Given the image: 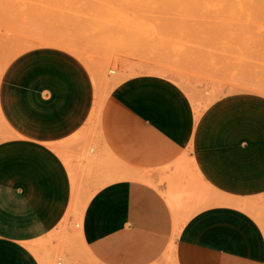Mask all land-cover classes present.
<instances>
[{"label": "crops", "instance_id": "obj_1", "mask_svg": "<svg viewBox=\"0 0 264 264\" xmlns=\"http://www.w3.org/2000/svg\"><path fill=\"white\" fill-rule=\"evenodd\" d=\"M0 113V264H52L75 222L73 264H264V89L144 64L104 96L45 48L10 67Z\"/></svg>", "mask_w": 264, "mask_h": 264}, {"label": "rangeland", "instance_id": "obj_2", "mask_svg": "<svg viewBox=\"0 0 264 264\" xmlns=\"http://www.w3.org/2000/svg\"><path fill=\"white\" fill-rule=\"evenodd\" d=\"M263 1L0 0V88L17 59L52 48L79 60L104 96L144 64L214 91L264 89ZM7 133L0 113V137ZM44 245L52 251L43 260L77 263L79 222Z\"/></svg>", "mask_w": 264, "mask_h": 264}, {"label": "bare ground", "instance_id": "obj_3", "mask_svg": "<svg viewBox=\"0 0 264 264\" xmlns=\"http://www.w3.org/2000/svg\"><path fill=\"white\" fill-rule=\"evenodd\" d=\"M262 1V0H261ZM249 2V1H248ZM264 2V1H263ZM245 5V4H244ZM250 5V4H249ZM258 5V4H257ZM259 6H260V4H259ZM251 8V7H250ZM259 9H260V7H259ZM262 9V8H261ZM262 11V10H261ZM45 40V39H44ZM54 40V39H53ZM43 41V40H42ZM24 42V41H23ZM68 44V43H67ZM74 51V50H73ZM95 112V111H94ZM97 115V114H96ZM100 117V116H99ZM74 207V206H73ZM79 220V219H78Z\"/></svg>", "mask_w": 264, "mask_h": 264}, {"label": "built area", "instance_id": "obj_4", "mask_svg": "<svg viewBox=\"0 0 264 264\" xmlns=\"http://www.w3.org/2000/svg\"><path fill=\"white\" fill-rule=\"evenodd\" d=\"M57 264H67V263H64V262H58Z\"/></svg>", "mask_w": 264, "mask_h": 264}]
</instances>
